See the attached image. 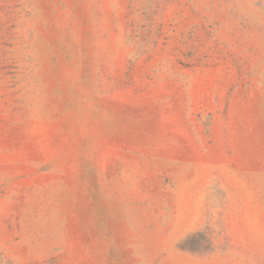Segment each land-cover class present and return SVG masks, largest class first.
Returning <instances> with one entry per match:
<instances>
[{"label":"rangeland","instance_id":"rangeland-1","mask_svg":"<svg viewBox=\"0 0 264 264\" xmlns=\"http://www.w3.org/2000/svg\"><path fill=\"white\" fill-rule=\"evenodd\" d=\"M0 264H264V0H0Z\"/></svg>","mask_w":264,"mask_h":264}]
</instances>
